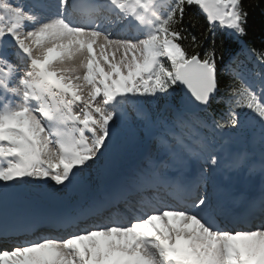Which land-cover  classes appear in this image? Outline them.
Returning <instances> with one entry per match:
<instances>
[{
  "label": "snow or ice",
  "instance_id": "snow-or-ice-1",
  "mask_svg": "<svg viewBox=\"0 0 264 264\" xmlns=\"http://www.w3.org/2000/svg\"><path fill=\"white\" fill-rule=\"evenodd\" d=\"M248 19L245 0H0V264H264V45H244L259 69L246 74L215 42L246 37ZM133 126L163 157L102 198L13 207L20 185L50 182L54 198L82 189L93 165L108 175ZM246 129L252 154L223 162L217 137ZM256 150L258 195L216 183ZM40 224L60 234L36 235Z\"/></svg>",
  "mask_w": 264,
  "mask_h": 264
},
{
  "label": "bare ground",
  "instance_id": "bare-ground-1",
  "mask_svg": "<svg viewBox=\"0 0 264 264\" xmlns=\"http://www.w3.org/2000/svg\"><path fill=\"white\" fill-rule=\"evenodd\" d=\"M135 135H136L135 132H132V134H129L122 139V144H124L126 146V149L129 150V154H131L132 158H134L135 152L138 150L139 146L145 145L149 142L153 145V141H150L142 136H138V135L135 136ZM136 140H139L138 143L134 147L129 148L128 144L131 141H136ZM233 141L242 150L245 151L248 149L249 143H246L245 141H239L235 138H233ZM125 165L129 166V163H126ZM247 169L248 168L241 169L240 177H239V180H240L239 181V186H240L239 192H243L245 195H249L251 192H253L252 180L247 175H243L244 171ZM118 174L119 173L113 172V168L108 175H103V176L98 175L96 169H88V171L84 174L83 186H88L90 193L94 194V192L99 188V185L101 183V177H105V179L102 182H109V180L115 181ZM35 182L37 181H32L25 185L26 191L23 190V194H25L26 198L32 199L34 201L37 200L44 204H49V203H56L57 200L61 199L65 194L70 195V193H59L54 198L49 197L47 193L52 188L51 183L50 182L45 183L43 181H39V184H35ZM21 212H22V209H20V213Z\"/></svg>",
  "mask_w": 264,
  "mask_h": 264
},
{
  "label": "trees",
  "instance_id": "trees-1",
  "mask_svg": "<svg viewBox=\"0 0 264 264\" xmlns=\"http://www.w3.org/2000/svg\"><path fill=\"white\" fill-rule=\"evenodd\" d=\"M245 6L249 10L247 36L240 40H237L235 38H229L224 33L217 31L215 36V42L217 47L221 51H223L226 47L228 51L233 53L239 48L240 44L251 45L255 48H260L262 45H264V0H245ZM199 21L200 22L197 27L191 29L193 34H196L198 36L201 32H204L206 28V23L204 21L203 16L199 17ZM211 41L212 37L209 36L208 41L205 43V47L209 46L211 44ZM221 71L225 77L230 76V74H225L224 70ZM226 103L227 96L222 91L221 94L217 97L215 103L213 102L212 108L209 109V112L212 113V115L214 116H216L215 112H217L219 115V113L226 107Z\"/></svg>",
  "mask_w": 264,
  "mask_h": 264
},
{
  "label": "rangeland",
  "instance_id": "rangeland-1",
  "mask_svg": "<svg viewBox=\"0 0 264 264\" xmlns=\"http://www.w3.org/2000/svg\"><path fill=\"white\" fill-rule=\"evenodd\" d=\"M116 31H120V27H119V26L116 28ZM90 169H96V166H95V165H93V167H92V168H90Z\"/></svg>",
  "mask_w": 264,
  "mask_h": 264
}]
</instances>
